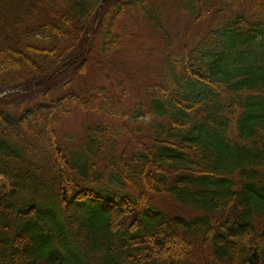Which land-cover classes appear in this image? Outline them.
<instances>
[{
	"label": "trees",
	"instance_id": "trees-1",
	"mask_svg": "<svg viewBox=\"0 0 264 264\" xmlns=\"http://www.w3.org/2000/svg\"><path fill=\"white\" fill-rule=\"evenodd\" d=\"M172 2L0 0V264H264V0Z\"/></svg>",
	"mask_w": 264,
	"mask_h": 264
},
{
	"label": "rangeland",
	"instance_id": "rangeland-1",
	"mask_svg": "<svg viewBox=\"0 0 264 264\" xmlns=\"http://www.w3.org/2000/svg\"><path fill=\"white\" fill-rule=\"evenodd\" d=\"M159 4L165 5L164 10V17L167 20V22L171 24L181 23L180 25L185 26L188 22H190V18L179 11L176 10V8L173 5L172 0H157ZM127 22L135 28L134 36L132 38V42H136V36L139 37V39L144 42L145 47H151L153 44L159 43L157 34L155 31L145 22V20L141 21L137 19L133 15H129L126 17ZM159 36V35H158ZM160 49H156L157 53L155 55V58L158 59V52ZM152 62V61H151ZM56 80L58 81H64L63 77H58ZM56 83H54L55 85ZM42 95V92L39 94V96ZM30 97V95L25 94L23 98ZM80 125V120L78 118L73 117L72 119H66L63 123L62 129L65 132H70ZM262 223H264V218L261 220Z\"/></svg>",
	"mask_w": 264,
	"mask_h": 264
}]
</instances>
